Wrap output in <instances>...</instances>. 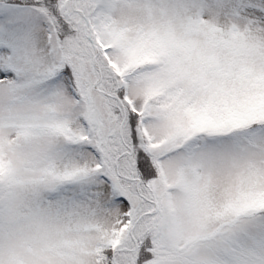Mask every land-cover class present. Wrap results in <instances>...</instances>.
Segmentation results:
<instances>
[{
	"label": "snow or ice",
	"instance_id": "1",
	"mask_svg": "<svg viewBox=\"0 0 264 264\" xmlns=\"http://www.w3.org/2000/svg\"><path fill=\"white\" fill-rule=\"evenodd\" d=\"M0 264H264V0H0Z\"/></svg>",
	"mask_w": 264,
	"mask_h": 264
}]
</instances>
